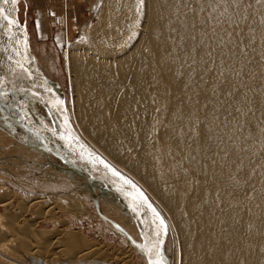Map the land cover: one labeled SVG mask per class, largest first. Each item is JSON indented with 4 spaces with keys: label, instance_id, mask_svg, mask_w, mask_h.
<instances>
[{
    "label": "bare ground",
    "instance_id": "bare-ground-1",
    "mask_svg": "<svg viewBox=\"0 0 264 264\" xmlns=\"http://www.w3.org/2000/svg\"><path fill=\"white\" fill-rule=\"evenodd\" d=\"M15 2L2 4L13 19ZM94 17L65 55L77 134L139 184L180 240L181 264H264V0H102ZM127 192L145 235L156 217ZM39 206L37 218L52 215ZM4 214L0 264L101 255L73 230L47 237L37 218L20 228V213Z\"/></svg>",
    "mask_w": 264,
    "mask_h": 264
},
{
    "label": "rangeland",
    "instance_id": "rangeland-1",
    "mask_svg": "<svg viewBox=\"0 0 264 264\" xmlns=\"http://www.w3.org/2000/svg\"><path fill=\"white\" fill-rule=\"evenodd\" d=\"M3 1L0 0L1 3ZM33 2L34 0H17L14 5L16 16L23 26L28 21L27 24L32 28L34 22L29 23V20L33 18L32 11H35L40 28L37 16L38 12L43 13L41 7L44 3L43 0ZM101 2L102 0L84 2L83 13L74 31H62L59 45L48 40L46 44L37 41L30 47L44 75L60 87L62 104L70 124L67 105L74 99V85L70 79L72 77L69 78L65 55L72 44L80 41L82 29L94 22ZM43 26L41 29L48 32L49 25L45 20ZM7 28L15 39H22L23 34L19 28L10 24ZM18 63L19 58L13 57L6 46L0 43V197H9L11 201L8 204L10 207L0 204V213H5L4 218L9 213H15V217L20 213L15 218L18 220L14 221L20 228H25L27 221L26 227L29 222L36 221L37 216L32 207L40 205L39 208L43 210L53 208L51 216L45 214L43 219L37 218V226L34 225L36 230H44L47 237H51L59 228L73 230L79 235V240L83 238V243L87 240L82 245L94 244L98 254H103L100 255L101 258L97 254L87 257L91 258V262L84 258L85 261H75V264H150L153 246L159 235L157 221L156 224L154 221L147 224V214H140L143 218L146 216L144 235L137 222L140 216L135 213L132 204L126 201L132 199L129 193H125L126 198L121 196L120 190L123 188L116 184L117 181L96 175L63 144L62 134L53 125L44 104L36 96L37 92H43L42 84L36 81L39 86L37 91ZM51 98L58 99L53 95ZM72 158L74 161H70ZM23 219L27 221L23 222ZM58 220H62L64 225L59 226ZM129 221L133 223V229ZM50 229L54 231L52 235L48 234ZM171 230L167 226L163 264H181L180 240ZM104 254L108 257H105L107 261L102 259ZM31 257H26L28 263L36 260L34 256ZM70 259H57L56 264H67ZM39 261H45V264L49 262L46 258Z\"/></svg>",
    "mask_w": 264,
    "mask_h": 264
},
{
    "label": "water",
    "instance_id": "water-1",
    "mask_svg": "<svg viewBox=\"0 0 264 264\" xmlns=\"http://www.w3.org/2000/svg\"><path fill=\"white\" fill-rule=\"evenodd\" d=\"M2 4L3 2H0V9H3L4 16H6L7 19L0 18L3 24V26L0 25V43L4 44L13 41L7 28L8 24L17 29L19 28L22 31V39L16 38L15 40V46L19 52L16 56L19 58L21 68L30 78L36 90L39 91V86L36 81L43 84L44 81H49V79L44 75L30 48L28 34L25 27L18 21L17 18H10L7 11L5 12ZM36 96L44 104L53 125L62 134L63 144L75 155H77L88 169L93 170L96 175L111 181H117L116 184H118L119 187H124L137 196L143 207L147 208V210H149L151 214L156 217L157 225L159 227V235L153 246V252H155V254L153 258L150 256V264H163V251L167 234V226L163 217L160 215L152 201L148 198L147 194L133 179L97 153L77 134L67 118L62 100L52 99L51 95L47 92L44 86L43 92H37ZM161 221L163 223H161Z\"/></svg>",
    "mask_w": 264,
    "mask_h": 264
},
{
    "label": "crops",
    "instance_id": "crops-1",
    "mask_svg": "<svg viewBox=\"0 0 264 264\" xmlns=\"http://www.w3.org/2000/svg\"><path fill=\"white\" fill-rule=\"evenodd\" d=\"M39 1V0H38ZM88 0H43V13L38 12V21L35 17V11H32V19L29 23H32V28L27 23H24V27L28 34L30 47H33L37 41L48 43L50 40L53 44H58L62 41V31L72 33L77 21L80 19L83 13L84 2ZM63 10V13H62ZM31 18V17H30ZM49 25V31H43V21ZM64 28V29H63ZM55 29V30H54ZM66 33V32H65Z\"/></svg>",
    "mask_w": 264,
    "mask_h": 264
},
{
    "label": "snow or ice",
    "instance_id": "snow-or-ice-1",
    "mask_svg": "<svg viewBox=\"0 0 264 264\" xmlns=\"http://www.w3.org/2000/svg\"><path fill=\"white\" fill-rule=\"evenodd\" d=\"M4 3H8V0H4ZM0 18L7 19V17L4 16L3 9H0ZM161 223H163V222L161 221Z\"/></svg>",
    "mask_w": 264,
    "mask_h": 264
}]
</instances>
